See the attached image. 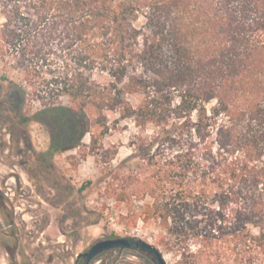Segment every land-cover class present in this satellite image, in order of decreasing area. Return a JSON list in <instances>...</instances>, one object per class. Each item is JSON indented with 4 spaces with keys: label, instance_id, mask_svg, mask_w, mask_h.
Masks as SVG:
<instances>
[{
    "label": "trees",
    "instance_id": "obj_1",
    "mask_svg": "<svg viewBox=\"0 0 264 264\" xmlns=\"http://www.w3.org/2000/svg\"><path fill=\"white\" fill-rule=\"evenodd\" d=\"M0 16L54 150L133 123L120 170H138L108 196L179 264H264V0H0Z\"/></svg>",
    "mask_w": 264,
    "mask_h": 264
},
{
    "label": "rangeland",
    "instance_id": "obj_2",
    "mask_svg": "<svg viewBox=\"0 0 264 264\" xmlns=\"http://www.w3.org/2000/svg\"><path fill=\"white\" fill-rule=\"evenodd\" d=\"M5 22L0 16V30ZM25 79L14 61L6 54L0 56V177L21 179L27 192H34L36 184L41 187L46 198L43 214L52 220L43 239L55 232L57 219H69V224L73 220L75 224L90 226L91 242L111 233L133 236L158 247L167 264H179L177 255L164 253L159 244L160 231L147 228L140 218L132 219L137 214L135 206L119 204L106 193L108 182L115 183L117 176L127 179L138 170L135 161L120 170L122 162L132 156L130 144L137 133L135 125L124 122L114 129L118 117L112 115L109 122L113 129L106 136L102 129L94 127L79 147L56 151L52 125L38 115L44 107L32 95H26ZM92 138L98 142L93 144ZM108 161H112L113 177L106 169ZM89 182L92 185L81 191ZM116 183L121 194L123 182ZM132 262L155 264L141 254Z\"/></svg>",
    "mask_w": 264,
    "mask_h": 264
},
{
    "label": "flooded vegetation",
    "instance_id": "obj_3",
    "mask_svg": "<svg viewBox=\"0 0 264 264\" xmlns=\"http://www.w3.org/2000/svg\"><path fill=\"white\" fill-rule=\"evenodd\" d=\"M44 199L37 184L34 192H27L21 179L0 177V264H136L132 261L139 254L159 264L140 239L111 233L91 242L90 226L73 220L69 224V219H57L55 232L43 239L52 223L49 216L44 217ZM119 239L127 243L103 248L89 257L100 243Z\"/></svg>",
    "mask_w": 264,
    "mask_h": 264
},
{
    "label": "water",
    "instance_id": "obj_4",
    "mask_svg": "<svg viewBox=\"0 0 264 264\" xmlns=\"http://www.w3.org/2000/svg\"><path fill=\"white\" fill-rule=\"evenodd\" d=\"M141 242H142L143 246L147 247L149 250H151V252L155 253L159 264H167L165 259H164V256L155 246L148 244L142 240H141ZM126 243H127L126 239H119V240H115V241L102 242L97 247L94 248V250L89 254V257L90 258L94 257L99 252H101L103 248H109V247L114 246V245L126 244Z\"/></svg>",
    "mask_w": 264,
    "mask_h": 264
}]
</instances>
